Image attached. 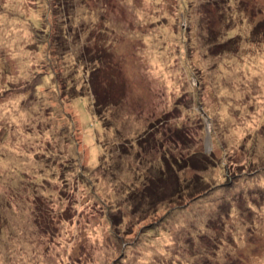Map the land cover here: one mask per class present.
I'll return each instance as SVG.
<instances>
[{
  "label": "rangeland",
  "instance_id": "374dc122",
  "mask_svg": "<svg viewBox=\"0 0 264 264\" xmlns=\"http://www.w3.org/2000/svg\"><path fill=\"white\" fill-rule=\"evenodd\" d=\"M0 264H264V0H0Z\"/></svg>",
  "mask_w": 264,
  "mask_h": 264
},
{
  "label": "trees",
  "instance_id": "16d2710c",
  "mask_svg": "<svg viewBox=\"0 0 264 264\" xmlns=\"http://www.w3.org/2000/svg\"><path fill=\"white\" fill-rule=\"evenodd\" d=\"M49 75H51V73ZM83 97H85V95H83Z\"/></svg>",
  "mask_w": 264,
  "mask_h": 264
}]
</instances>
